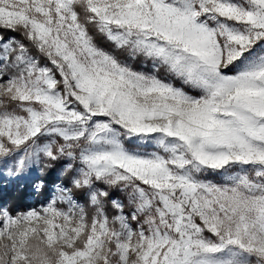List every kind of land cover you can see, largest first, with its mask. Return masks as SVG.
Masks as SVG:
<instances>
[{"label":"snow or ice","instance_id":"snow-or-ice-1","mask_svg":"<svg viewBox=\"0 0 264 264\" xmlns=\"http://www.w3.org/2000/svg\"><path fill=\"white\" fill-rule=\"evenodd\" d=\"M54 169L0 264H264V0H0V177Z\"/></svg>","mask_w":264,"mask_h":264},{"label":"trees","instance_id":"trees-1","mask_svg":"<svg viewBox=\"0 0 264 264\" xmlns=\"http://www.w3.org/2000/svg\"><path fill=\"white\" fill-rule=\"evenodd\" d=\"M97 42L100 43L101 46L107 47V45L104 44L102 38L98 37ZM134 66L139 67V65ZM43 179L46 181V184L50 185L52 181L57 179L56 170H52L47 176L43 177ZM25 183L4 185V188L0 189V202H6L12 204L13 206L20 207L27 206L30 203H37V198L34 197L35 194L32 193V191H29V187H27V184Z\"/></svg>","mask_w":264,"mask_h":264},{"label":"rangeland","instance_id":"rangeland-1","mask_svg":"<svg viewBox=\"0 0 264 264\" xmlns=\"http://www.w3.org/2000/svg\"><path fill=\"white\" fill-rule=\"evenodd\" d=\"M140 67V66H139ZM40 177H38V175L37 174H33V175H31V176H29V177H26V178H24V179H22V180H19V181H11V180H8V179H5V178H3V177H0V189L1 188H4V185H7V184H24L25 182V184H27V187H29V191L31 192L32 191V193H34L35 195H34V197L35 198H37V200H36V202H39V201H42L44 198H45V196L47 195V187H48V184H46V187H45V191L44 192H42V193H39V194H37V193H35L33 190H32V182L34 181V180H36V179H39ZM24 182V183H23ZM119 196H121V198H122V194H119V193H117ZM31 196H33V195H31Z\"/></svg>","mask_w":264,"mask_h":264}]
</instances>
